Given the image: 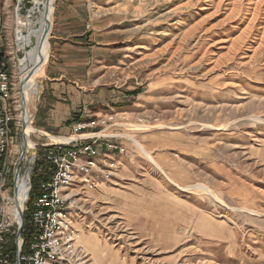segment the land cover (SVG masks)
<instances>
[{
  "label": "rangeland",
  "instance_id": "1",
  "mask_svg": "<svg viewBox=\"0 0 264 264\" xmlns=\"http://www.w3.org/2000/svg\"><path fill=\"white\" fill-rule=\"evenodd\" d=\"M72 3L56 0L50 49L58 7ZM79 4L89 63L53 82L50 51L30 102L33 126L71 140L32 133L26 161L14 42L21 1L0 0V58L21 125L12 173L31 166L33 178L46 145L100 133L91 137L102 152L108 141L125 150L111 153L112 177L98 171L95 188L72 191L85 264H264V0ZM39 111L51 131L36 124ZM76 122L96 124L76 133Z\"/></svg>",
  "mask_w": 264,
  "mask_h": 264
},
{
  "label": "built area",
  "instance_id": "2",
  "mask_svg": "<svg viewBox=\"0 0 264 264\" xmlns=\"http://www.w3.org/2000/svg\"><path fill=\"white\" fill-rule=\"evenodd\" d=\"M12 77L4 58H0V264H85L88 260L83 248L77 247L78 231L71 220V209L76 204V195L72 191L78 183L89 189L95 188V173L98 171L106 178L112 177L116 163L111 153L125 149L108 141L104 142L106 151L102 152L97 145L98 137H82L66 145H46L44 156L53 173L50 181L41 182L40 192L30 207L32 170L29 173L24 216L26 214L29 219L32 234L27 246L22 235L25 223L18 220L12 211L14 198L11 192L17 189L18 174L21 177L26 175L21 168L20 173L18 170L12 173L11 154L17 137L15 133L19 126H23L22 123L16 125ZM111 120L114 117L104 119L102 125H107ZM95 124L76 122L73 131L78 133ZM103 164L105 170H102Z\"/></svg>",
  "mask_w": 264,
  "mask_h": 264
},
{
  "label": "bare ground",
  "instance_id": "3",
  "mask_svg": "<svg viewBox=\"0 0 264 264\" xmlns=\"http://www.w3.org/2000/svg\"><path fill=\"white\" fill-rule=\"evenodd\" d=\"M20 1L21 5L17 7V26L15 27L14 31V42L16 44L17 52L21 53V57H18L17 73L20 79L19 86L22 90L21 104L23 109L21 118L23 123L24 141L23 158L26 161H30L33 160L35 156V147L30 142V136H32V133L38 132L42 135L50 137L51 139L60 141L71 139L65 138L63 136L58 137L49 133H45V131L43 132L38 130L32 124V114L30 111V102L32 97L34 94L37 95L40 90L39 76L43 73L44 65L50 58L51 49L49 43V34L53 25L56 0ZM99 134L100 133H89L84 134V136L91 137ZM30 170L31 166L26 171V175L22 177L19 175V181L17 180V197L15 200L16 205L18 204V207H16L13 213L17 219L21 221L23 220L21 204L27 199Z\"/></svg>",
  "mask_w": 264,
  "mask_h": 264
},
{
  "label": "crops",
  "instance_id": "4",
  "mask_svg": "<svg viewBox=\"0 0 264 264\" xmlns=\"http://www.w3.org/2000/svg\"><path fill=\"white\" fill-rule=\"evenodd\" d=\"M82 1L72 0V5L58 7L55 28L51 36V61L47 75L50 81H62L73 72L85 69L89 63L86 58L89 54L86 38L87 33L91 31L85 27L86 20L79 11L72 9L79 7V2Z\"/></svg>",
  "mask_w": 264,
  "mask_h": 264
},
{
  "label": "trees",
  "instance_id": "5",
  "mask_svg": "<svg viewBox=\"0 0 264 264\" xmlns=\"http://www.w3.org/2000/svg\"><path fill=\"white\" fill-rule=\"evenodd\" d=\"M37 125L41 129H45L48 131L52 130L51 124H49L46 121L45 114L40 113L37 114ZM46 149L43 152L42 157L37 161L35 169H34V176L32 178V191H31V199L32 201L37 197V195L40 192V184L41 182H48L51 180L52 177V170L50 164L47 162L45 159V154ZM31 234H32V229L29 224V219L26 216V221H25V226L22 232V235L25 238L26 245L28 246L30 239H31Z\"/></svg>",
  "mask_w": 264,
  "mask_h": 264
},
{
  "label": "water",
  "instance_id": "6",
  "mask_svg": "<svg viewBox=\"0 0 264 264\" xmlns=\"http://www.w3.org/2000/svg\"><path fill=\"white\" fill-rule=\"evenodd\" d=\"M0 55L2 56L3 55V53H0ZM24 149V148H23ZM18 171H19V166H18ZM22 221L24 222V215H23V213H22ZM22 230V228L20 229V231Z\"/></svg>",
  "mask_w": 264,
  "mask_h": 264
}]
</instances>
